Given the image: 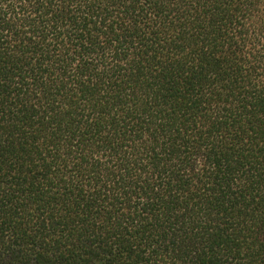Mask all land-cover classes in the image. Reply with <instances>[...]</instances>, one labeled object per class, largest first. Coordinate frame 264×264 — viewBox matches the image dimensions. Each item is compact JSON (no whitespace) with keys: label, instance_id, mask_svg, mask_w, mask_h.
<instances>
[{"label":"trees","instance_id":"16d2710c","mask_svg":"<svg viewBox=\"0 0 264 264\" xmlns=\"http://www.w3.org/2000/svg\"><path fill=\"white\" fill-rule=\"evenodd\" d=\"M0 264H264V0H0Z\"/></svg>","mask_w":264,"mask_h":264}]
</instances>
